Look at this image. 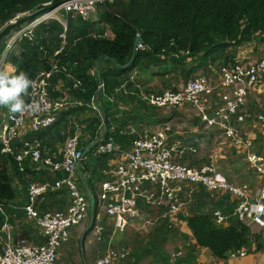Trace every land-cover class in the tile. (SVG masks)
Listing matches in <instances>:
<instances>
[{
	"label": "trees",
	"instance_id": "trees-1",
	"mask_svg": "<svg viewBox=\"0 0 264 264\" xmlns=\"http://www.w3.org/2000/svg\"><path fill=\"white\" fill-rule=\"evenodd\" d=\"M62 1L0 0V26L19 13L32 11V15L21 18L0 34V56L11 32ZM47 2L51 4L45 5ZM97 5V19L64 15L67 39L62 51L60 35L64 26L51 19L36 28L33 39H20L6 58V63L16 67L13 74L23 71L32 80L40 70L49 69L52 60H58L68 68V74L58 72L52 77L51 94L54 97L66 96L70 106L59 113L50 128L36 134L42 145L51 149L63 142L67 135L73 134L77 124H85L81 141L87 145L102 134L103 140L112 138L122 149H128L137 137L131 129L141 130L151 126L154 118L160 115L159 110H162L142 99L141 90L145 86L140 83L139 74L133 76L132 71L147 69L150 76H159L162 72L174 77L178 74L185 82L196 75L199 67L207 66L208 69L216 66L218 61L233 60L243 45L255 41L264 43V0H102ZM108 32L112 35L109 36ZM138 34L146 48L138 49L128 65ZM97 61L100 79L96 70ZM199 61L205 64L198 65ZM59 82L63 83V87L52 91ZM101 84L103 87H100ZM173 87L171 89H177ZM147 92H151L150 89ZM92 104L98 109H94ZM0 109L2 113H10L7 108ZM158 122L163 123L164 120L159 119ZM15 147L14 154L2 153L0 145V204L3 205L20 195L26 198L22 201L24 205L28 202L29 185L33 182L40 184L43 180L36 174L37 171L31 169L29 160L25 161L24 170H20L15 158L21 148L19 140ZM112 158L114 154L91 151L84 162L90 175L86 177L85 171L80 169L77 180L94 197L97 183L106 178L105 171L109 169ZM203 160L209 163L211 157ZM225 174L231 182L233 178L229 173ZM63 176L61 172L55 173L50 181L54 183L55 179ZM185 194L187 213L179 212L178 215L187 223L191 235L178 227H170L169 218L161 217L145 238L133 237L130 254L120 264H142L145 259L148 264H172L166 244L176 237L184 241L185 253L177 257L174 264L201 262L199 256L202 249H206L215 261H226L232 253L241 250H246L248 255L264 251L261 235L252 232L238 217L229 216L228 225L216 221L214 211L220 209L226 215H232L238 198L225 194L212 199L203 188L194 191L191 198ZM67 198H71V193L63 186L49 190L35 207L40 213L62 209L67 204ZM5 207L11 213L19 211L7 208V205ZM158 208L167 210L164 204L158 205ZM97 211L95 204L94 215ZM4 221L0 212V229ZM113 232V225L105 227L99 240L103 244L101 249L111 245Z\"/></svg>",
	"mask_w": 264,
	"mask_h": 264
},
{
	"label": "built area",
	"instance_id": "built-area-1",
	"mask_svg": "<svg viewBox=\"0 0 264 264\" xmlns=\"http://www.w3.org/2000/svg\"><path fill=\"white\" fill-rule=\"evenodd\" d=\"M99 1L102 0H63L50 10L26 21L18 30L9 34L0 56V68L6 66L8 54L14 50L20 39H33L36 28L51 19L64 26L60 35L63 41L60 48L62 51L67 39V21L64 15L72 14L74 17L89 19ZM49 4L51 2L45 3ZM30 15L32 11L19 13L0 26V34L7 27L17 24L21 18ZM145 48L144 43L138 42L137 50ZM250 59V56L240 54L233 60L218 61L215 66L218 72L216 83L209 76L199 73L182 82L177 89H166L162 92L141 91V97L150 105L165 111L189 104L197 110L203 121L222 127L227 136L240 144L243 141L236 134L235 126L231 124L232 117L246 111L250 94L256 92L264 95V56L255 61ZM58 72L68 74L69 71L67 66L61 65L58 60H52L51 67L40 70L33 79L36 81V89L32 99L41 105L36 115L14 117L11 113L2 114L4 119L0 129L1 152L14 154L15 144L19 140L21 148L16 152L15 158L20 170H24L25 161L29 160L33 164H42L50 173L61 172L64 176L55 179L54 183L50 180L40 184L31 183L28 202L24 205L6 204L14 210L21 209L25 212L40 228L44 237L43 243L31 242L28 237L11 236V212L6 209V205L0 204V212L5 218L0 230V264H65L60 261L58 251L69 241L70 229L94 215L95 204L101 209L94 229L98 239L102 238L106 227L103 217L113 222L114 234L124 232L129 226L142 228L147 234L160 218L152 217L145 210V213L141 212V202L149 204L150 209L151 205L155 204L167 206L161 217H168L170 227L175 226L181 230L185 222L179 218L178 213H187L181 209L182 202L179 199L183 186L188 187L185 192L189 198L194 191L201 188L205 189L212 199H218L225 194L238 198L233 215L246 223L252 232L253 225L264 228V144L262 152L252 149L247 153L249 167L257 179L255 189H250L247 184L237 185L229 182L213 154L209 163L198 167L175 162L174 148L168 145L171 130L168 124L159 127L146 126L141 130L131 129L137 137L128 149H122L112 138L103 140L102 134L87 145L81 141L85 124H77L74 133L64 139L59 154L45 151L36 134L50 128L59 113L70 106L66 96L54 97L51 94V79ZM100 87H103V84ZM54 90L57 89H52ZM92 106L98 109L96 105ZM208 111H213L214 114L210 115ZM257 117L264 131V111ZM243 119V116L238 117L239 121ZM29 133L32 136H29ZM250 137L245 138L247 147L251 146ZM91 151L96 154L119 155V158L115 159L116 163L110 164V168L105 171L106 178L101 181L99 195L96 197L90 191L89 194L81 191L77 180L80 168ZM148 183L153 185L154 189H146ZM63 186L70 190V206L65 210L40 213L35 207L40 198L49 190ZM214 212L218 223H227L228 216L225 213L220 209ZM1 233H5L6 237ZM129 254L130 249L118 250L109 245L107 252L97 260V264H120ZM181 255V250L172 254L171 262ZM247 255L246 250H241L232 253L229 260Z\"/></svg>",
	"mask_w": 264,
	"mask_h": 264
},
{
	"label": "crops",
	"instance_id": "crops-1",
	"mask_svg": "<svg viewBox=\"0 0 264 264\" xmlns=\"http://www.w3.org/2000/svg\"><path fill=\"white\" fill-rule=\"evenodd\" d=\"M108 35L111 36L112 34L110 32H108ZM7 39H8V37H7ZM254 50H257V51H254ZM237 51H238L237 55L241 54V55H245V56H250V58H251L250 61H255L256 59L261 57L260 53H264V43L259 44V42L255 41V43L244 45L242 48L238 49ZM197 64L201 65V64H205V62L201 63V61H199ZM6 68H7V70H9L10 72H13V73L16 70V67L12 63H6ZM210 70L212 71V74L215 77V79H213L212 81L214 83H216L217 80H218V72H217V69H216L215 65L212 66V67L210 66L208 69H207V66L206 67H199V68H197L196 74H199V73L205 74L204 73L205 71H210ZM137 73L140 74V71H137ZM142 75H143L142 73L140 75H138V78H140V83H141ZM144 75H146V74H144ZM170 75H172V74H170ZM146 76H147V79L149 81H154L155 82L154 87L148 85L150 91H153V90L162 91V90H164V85H163V83H160L161 80L158 77V75H156V76L146 75ZM157 79H159V80H157ZM182 82L183 81H181L180 83L177 84V88L182 84ZM61 87H63V83L62 82L56 83L54 85V88H56V89H60ZM262 111H264V95L254 92V93H252V94H250L248 96L247 105H246V111L239 112L237 115L232 117L231 124L235 126V128L237 129V133L236 134L239 135L241 137V140L243 141L240 144L236 143L232 137L227 136L226 133H225V130L222 127H220L218 125H215V124L212 125V124H209V123L203 121L201 116H198L197 110L193 106H191L189 104L185 105L183 107H179V108L173 110L172 112H165L164 114L160 113V115L158 117L154 118V121L151 124V127H159V126H163V125H166V124L170 125L171 130L169 132L168 145L170 147L174 148L173 159H174L175 162H179V163H182V164L188 165V166L197 165V163L199 161H195L193 159V156L197 155L199 151H203V152L209 151L210 152V155H209L210 157H211L212 154L215 155L214 153L217 152L219 149H212L211 148L210 131H212V130L218 131L221 134V137L224 139V141L227 142L228 146L231 148V153H235V154L239 155L240 157H243L244 163L246 164V167L244 169L245 172L243 174H241V175L238 174L236 176V178H233L230 175L233 178L231 183L233 181H235V180H240V179H243V178L246 179V177H248V178H251V180H250L249 184H247V185L249 186L250 189H255L256 186H257V179L253 176V171L249 167V162L247 160V153H248V151H250L252 149L257 151V152H262V150H263L264 131L262 129L261 122H260V120L257 117L258 114L261 113ZM213 114H214V112L210 111V115H213ZM239 116H243L244 119L242 121H239L238 120ZM159 119L164 120V122H163L164 124L163 123H159L158 122ZM198 121L201 122V125H204L203 128L207 129V130L203 131L200 128V126L198 124ZM1 128H2V126L0 127V129ZM30 135L31 134L29 133V136ZM202 135H208L207 136V140H208L207 142L202 138L203 137ZM246 137H250L251 138V140L249 141L251 146H249V147H247V145H246V141H245ZM204 145H206L207 147H204V148L201 149L200 147L204 146ZM54 147H55V145H54ZM54 147L52 148V151L55 150ZM248 148H249V150H248ZM48 149L50 150L51 148L48 147ZM54 153L55 154H59V150H56ZM188 156H191V157H188ZM210 157H209V159H210ZM115 163H116V161L112 158L111 161H110V164H115ZM110 164H109V167H110ZM30 165L32 167L31 168L32 170L37 171L36 174L38 176H40V179L43 177L42 178L43 180L42 181L40 180L41 183L47 181L45 179L47 177H49V174L54 177V174L50 173L49 170L47 168H44V166L42 164L30 163ZM83 165H84V163H83ZM83 165L81 166L80 169L83 172L85 171V175L89 176V171H86L85 170L86 168ZM196 167H198V166H196ZM221 170L224 172L223 169H221ZM238 172H240V168H239ZM224 173H228V172L225 171ZM80 174H81V171L78 174V176ZM46 175H47V177H45ZM33 183H35V182H33ZM100 184H101V182H100ZM244 184H246V183H243L242 185H244ZM83 189L85 190V193L89 194V190H87L85 188V186L83 187ZM146 189L151 190V189H154V187H153V185L148 183L146 185ZM45 194L43 195V197L40 198L39 202L43 200ZM98 195H99V189H98V192L96 191V195L95 196H98ZM23 200L25 201L26 198L24 196L20 195L14 201L8 202V205L21 206L23 204V202H22ZM140 200H142V199H140ZM69 201H70V204H71V198L69 199ZM70 204L67 202V204L60 210L67 209L70 206ZM158 205H160V204L151 205L152 209H150L149 207L146 206L145 207L146 208L145 211L147 212V214L151 215L152 217H155V218L159 219V218H161V215L164 213L165 210L159 209ZM7 208H10V207L7 206ZM18 210L19 211L17 213H11V216H10L11 218H10V221H9V225H10L11 236L13 235L12 234V228H13L12 227V223L16 222L21 217V215L26 217V221H29V220L32 221L31 219H29L27 217V215L24 213L23 210H21V209H18ZM153 210L155 211L154 214L152 213ZM49 211H56V210H49ZM227 216L228 217L229 216L233 217V213H232V215H227ZM103 218H104V222H105L106 226L107 227L108 226L112 227L113 222L110 220V222L107 223L105 217H103ZM11 219H12V221H11ZM88 219H89V222H90L91 217H88ZM228 223L229 222L227 221V223H225L224 225H228ZM33 224H34L35 227H37L34 222H33ZM252 229H253L254 233L261 235V237L264 239V228H261L260 226H257V225H253ZM23 230H25V231L27 230V235H28L27 237H28V239L31 242L41 243L43 241V235L40 232V230H39V233H36L35 231H32L29 228V226H24ZM181 231L191 235V231H190V229H189V227H188L186 222L181 226ZM120 233H122V232H120ZM94 234H95V232H94ZM21 235H25V234H21ZM3 236L6 237V234L3 235ZM18 236H20V235H18ZM69 240H72L71 236H70ZM98 240H101V239H98ZM110 241H112V239ZM169 241H172V240H169ZM182 244H183L182 247L184 249V241L183 240H182ZM166 245L168 246V244H166ZM167 246H166V249H167ZM62 247L58 251V255H59L60 261H63L61 259ZM201 251H202V254L203 253H206V254L208 253V252H206V249H202ZM249 256L250 255L246 256V257H248V259H247V262L245 264H247V263L248 264H261L260 261L259 262L255 261V259H254L255 256H250L251 257L250 259H249ZM147 261L148 260L145 259L142 262V264H148Z\"/></svg>",
	"mask_w": 264,
	"mask_h": 264
},
{
	"label": "rangeland",
	"instance_id": "rangeland-1",
	"mask_svg": "<svg viewBox=\"0 0 264 264\" xmlns=\"http://www.w3.org/2000/svg\"><path fill=\"white\" fill-rule=\"evenodd\" d=\"M97 8L98 5L96 4V10L95 12L91 15V17L89 19H97ZM61 15H63V12H61ZM7 38H6V42H7ZM244 46V45H243ZM243 46L239 47L242 48ZM257 51V50H254ZM260 56H264V53H260ZM3 68H6V66L4 65ZM7 69V68H6ZM140 74L142 73V77H141V83L145 86V89H142L141 91L147 92L149 90V86L154 87L155 82L154 81H149L147 79L148 75V70L145 69L143 71L139 70ZM137 70L132 71L131 74H133V76H135ZM205 75L209 76L210 79H215V77L212 74V71H205L204 72ZM139 74V75H140ZM146 74V75H144ZM194 76V75H192ZM161 80L160 83H163L164 85V89H171L173 87V85H175L174 87H177V84L180 83L181 81H184L185 79H182L180 77V75L175 74V77L170 75V74H165V73H161L158 76ZM159 80V79H157ZM160 85V84H159ZM173 87V88H174ZM153 92H158L153 90ZM216 95V94H215ZM152 107V106H151ZM162 109V108H160ZM163 110V111H162ZM159 110L160 113H165V112H169V111H165V109ZM3 111L0 109V122L2 121L3 123V119L4 116L2 115ZM75 121L78 122L77 119H74ZM198 124L200 126V128L205 131L207 129H204L203 126L201 125V122L198 121ZM83 132V130H82ZM203 139L207 142V136L208 135H202ZM210 136H211V140H210V144H211V148L212 149H219L217 152H215V157L217 158L218 162L220 163L221 169L225 171H227L233 178H236V176L239 174H243L245 171V167L246 164L244 163V159L243 157H240L239 155L235 154V153H231V148L228 146V143L224 141V139L221 137V134L216 131V130H212L210 131ZM62 143L63 142H59L57 144H55V150L52 151V149H48V146H44L45 147V151H48L50 154H53L56 150H59V153L61 151V147H62ZM207 147L206 145L201 146L200 148H204ZM210 152H203V151H199L197 155L193 156V159L195 161H199L197 163V165L195 166H200L204 163H207L206 161H204L203 159L205 158H209L210 156ZM119 156L118 155H114V160L118 159ZM84 166V165H83ZM110 168V167H109ZM240 168V172H238ZM89 175H90V171H89ZM52 175L49 176V180L50 178L52 179ZM86 177H88L86 175ZM251 178L246 177V179H240V180H235L232 183L237 184V185H242L243 183L249 184ZM100 182L101 180H99V182L97 183V192L98 189L100 187ZM17 183V181H16ZM17 185V184H16ZM81 191L85 192V190L83 189V187L79 184ZM20 188V187H18ZM188 189L187 186H183L182 190L180 191L181 193L179 194V199L182 202V206L181 209L182 210H186V204H187V198H186V194L185 191ZM67 197V196H66ZM67 202L70 204L69 199L67 198ZM149 207V204L146 203H142L141 202V207H140V211L144 212V210H146L145 207ZM97 213L95 214L94 218V224L92 226V230H90L87 235L85 236V239H83L82 235L84 234L85 231H88L90 222L89 219L86 220L84 223L74 226L73 228L70 229V236L72 237V240H69L68 243H66L63 247H62V251H61V259L66 263V264H97V260L104 255L107 252V249H101L103 244L98 240V236L94 234V229L95 226L97 224V215L99 213H101V209L99 207ZM144 209V210H143ZM53 210H60V209H53ZM148 211V210H147ZM149 212V211H148ZM154 210L152 211V213L154 214ZM179 216V215H178ZM106 222L109 223L110 221L107 219V217L105 218ZM24 226H29V228L32 231H35L36 233H39L40 228L38 229L37 227L34 226L33 221H26V217H24L23 215H21V217L14 223H12V234L15 237H27V230H23ZM152 229V228H151ZM150 229V230H151ZM41 232V230H40ZM21 234H25V235H21ZM20 235V236H18ZM147 234H144V230L142 228L139 227H135V226H129L124 232L122 233H115L114 235H112V243L111 246L115 249L118 250H122V249H131V242L133 237H136L138 239H143L146 237ZM81 239H83V245L81 246ZM126 242L130 243L127 244ZM167 246V251H169V253L172 254L177 253L178 251H182V255L184 254L185 250L182 247V239L180 237H176L175 239H173L172 241H169ZM127 247V248H125ZM70 254V255H69ZM250 256H255L254 259L257 262H261L264 263V251L262 252H254V253H250ZM181 255V256H182ZM203 255V256H202ZM202 255H200V261L198 260V262L196 264H245L247 262L248 257H243L240 259H231V260H214V258L211 256V254L209 253H203ZM202 256V257H201ZM249 256V259L251 258ZM179 257V256H178ZM176 260V259H175ZM175 260L173 262H171L172 264L175 263ZM248 264V263H247Z\"/></svg>",
	"mask_w": 264,
	"mask_h": 264
},
{
	"label": "clouds",
	"instance_id": "clouds-1",
	"mask_svg": "<svg viewBox=\"0 0 264 264\" xmlns=\"http://www.w3.org/2000/svg\"><path fill=\"white\" fill-rule=\"evenodd\" d=\"M35 89L36 81L27 73L13 74L6 68H0V107L7 108L14 117L36 115L40 111L41 105L32 99Z\"/></svg>",
	"mask_w": 264,
	"mask_h": 264
},
{
	"label": "water",
	"instance_id": "water-1",
	"mask_svg": "<svg viewBox=\"0 0 264 264\" xmlns=\"http://www.w3.org/2000/svg\"><path fill=\"white\" fill-rule=\"evenodd\" d=\"M140 40H141V36H140V34H138V35L136 36V38H135V41H134V53H133V56H132L131 60L128 62V65L132 62V60H133V58H134V55H135V53H136V51H137V45H138V42H139ZM96 70H97V73H98V77H99V79H100L99 61L96 62ZM104 125H106V119L104 120ZM94 220H95V218H94V215H93V216H91L90 225H89L88 230L92 228V226H93V224H94ZM84 234H85V233H84ZM84 234H83L82 236H84ZM82 238H83V237H82ZM82 245H83V239H81V246H82Z\"/></svg>",
	"mask_w": 264,
	"mask_h": 264
}]
</instances>
